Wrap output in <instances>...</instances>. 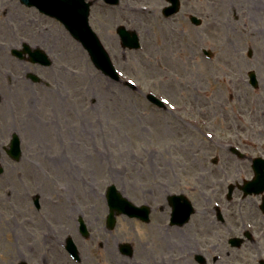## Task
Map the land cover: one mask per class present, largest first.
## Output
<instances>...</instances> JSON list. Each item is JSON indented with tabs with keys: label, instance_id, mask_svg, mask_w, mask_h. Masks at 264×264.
Returning <instances> with one entry per match:
<instances>
[{
	"label": "rangeland",
	"instance_id": "rangeland-1",
	"mask_svg": "<svg viewBox=\"0 0 264 264\" xmlns=\"http://www.w3.org/2000/svg\"><path fill=\"white\" fill-rule=\"evenodd\" d=\"M198 1L194 8L195 1L182 0L180 12L170 19L162 13L166 0L94 4L90 23L121 72L123 81H118L95 67L87 50L63 25L20 0H0L7 42L39 44L54 57L51 66L37 70L31 65V70L50 80L51 87L35 83L28 92H7L8 114L9 109L33 113L35 137L22 143L19 160L7 154L0 157L4 168L0 174V264H18L22 259L42 264L46 256L55 264H132L136 258L153 264L145 262L150 253V246L145 249L147 236L157 235L163 225L121 214L116 227L108 229L106 189L110 184L137 204L146 201L145 187L190 193L196 207L190 222L168 230H182V244L190 227L193 238L205 240L207 231L203 228L198 233L199 222L212 226L215 221L210 242L200 244L209 250L210 264L217 252L229 258L226 237L237 230L240 200L237 190L234 202L227 203V186L240 181L242 173L251 174L240 171L246 160L234 155L230 145L237 143L250 155L264 154L260 132L264 131V90L213 78L206 57L192 43L197 28L190 14L206 19V0ZM119 25L138 32L139 49L121 45ZM199 39L198 44H204ZM4 66L8 72L26 69L9 60ZM26 82L33 85L25 79L21 83ZM149 92L165 99L168 106L148 101ZM237 111L245 113V121ZM37 196L40 207L34 203ZM216 202L224 206L227 225L213 214ZM80 218L91 233L88 237L79 233ZM68 235L79 246L80 263L65 251ZM125 241L134 242V258L119 251ZM243 248L233 252L231 260L242 254V264H257L256 257L249 259L248 252V256L243 252H256L264 245ZM188 255L183 252L182 264H191Z\"/></svg>",
	"mask_w": 264,
	"mask_h": 264
},
{
	"label": "flooded vegetation",
	"instance_id": "flooded-vegetation-1",
	"mask_svg": "<svg viewBox=\"0 0 264 264\" xmlns=\"http://www.w3.org/2000/svg\"><path fill=\"white\" fill-rule=\"evenodd\" d=\"M192 1H195L196 4L194 3V8H197L199 1ZM206 3V19L204 20V24L196 25L197 29L193 32L192 43L193 46L196 44L197 48L203 45L208 48L210 56L207 59V64L213 78L228 80L229 82L231 80H236L239 83L247 84L249 74L254 72L259 81V87L261 86L260 89L264 90V0H206ZM1 4L3 3L0 2V5ZM1 10L2 8L0 7V11ZM202 26H204V28L199 31V28ZM7 38V30L0 17V157L6 154L5 144L11 141L14 132L19 133L23 141H27L28 139L32 141V137H35V128L30 120L33 113L29 109L20 111L21 113L9 109L11 113L8 114V109L4 107V104H6L7 101L8 91L10 93L20 94L23 89L26 92L30 91V86L35 88V85H30L28 83L22 85L21 83L23 81V75L27 74V72L32 69L31 65H34V68H37V70L40 67H44L12 55L11 49L17 46V44L9 43L10 45H7ZM199 38L204 40V44H198ZM23 42L24 41L20 40L19 45H22ZM8 60L13 64L17 63L18 66H20V64L24 66V63L29 65L24 66L26 69H20L18 72H16V69V73L8 72L4 66ZM25 71L27 72L24 73ZM31 83L35 82L33 81ZM37 83L46 85L43 81ZM248 84L250 85L249 79ZM259 87H257V89ZM34 90L36 93L39 91V89ZM229 95L230 100H233L234 93L231 92ZM261 99L262 97L260 96V101ZM10 106H12L11 103ZM223 107L224 111L228 114L229 109L226 103H224ZM237 113L239 114L238 118L241 119V121H245V113L243 111H240V113L237 111ZM260 132L264 134V131L260 130ZM242 154L240 159H242V161L246 160V162L240 171H248L251 174L246 176L245 173H242L240 181H238L241 187L238 189V200H240L239 224L237 227L234 226V229H237L236 232L230 233L231 235L226 237L228 246H230V248L226 250L229 258L225 259L220 252H217L214 254L215 257H213L212 264H216L218 261L224 264H242V254H240L237 259L234 258L231 260V254L233 252L242 251L244 249L243 247L247 244L264 245V169L263 172H258L259 175L256 176V171L252 167L253 159L255 157H264V154L250 155L245 151H243ZM254 178L256 179L258 190L256 193L246 194L245 186ZM142 190L145 192L144 197L146 200L143 203L148 204L151 208L149 223L157 222V226L163 225L164 229L162 230L166 229L165 231L161 230L157 234L158 236L148 234L145 249L146 247L149 249L150 246V253H148V258L147 260L145 259V262H153V264H182L184 252L187 255L189 254L188 256L192 258L191 264L192 262L196 264H210V260H208L209 256L206 257L209 250H206V248L200 244V241H205L206 243L210 242L208 239L214 235L211 232L213 225H215V221L211 222L212 226H208L204 220L199 222L200 228L197 227L198 233L203 228L207 231L205 240L199 239L197 235L193 238L191 236L192 227H190L189 234H186L189 237L185 238L182 244V230L177 229L173 232L170 230L174 227H183L187 225L191 219L182 226H173L170 224L171 208L168 197L171 192H166V190L157 186L145 187ZM176 193L185 194L193 202L190 193L188 194L184 192V190H180ZM227 203L229 205L231 204L230 201H227ZM212 211L219 223L227 225L226 217L220 220L215 213L214 207ZM224 211L223 209V213ZM247 216L253 218L248 221L246 219ZM233 236L240 237L241 242L239 246L229 243L230 238ZM206 243L204 244L207 245ZM247 252L251 257L249 259L255 260L254 257H256L255 263L264 264V248H257L256 252L246 249L243 254L248 256ZM198 253L205 258L203 262H199L196 259ZM55 262L57 263L53 258L46 256L42 264H55ZM132 264H144V260L139 258L132 259Z\"/></svg>",
	"mask_w": 264,
	"mask_h": 264
},
{
	"label": "water",
	"instance_id": "water-1",
	"mask_svg": "<svg viewBox=\"0 0 264 264\" xmlns=\"http://www.w3.org/2000/svg\"><path fill=\"white\" fill-rule=\"evenodd\" d=\"M107 1L111 3L118 2V0ZM171 1H173L174 5L168 7V9L171 11H168L167 14L174 13L179 8L178 0ZM22 2L30 6L37 5L42 11L60 19L70 30L72 35L80 40L88 49L97 67L102 69L104 73L111 76L112 78L119 79L109 54L104 49L98 36L89 25L90 2H86L85 0H22ZM118 33L120 34L122 43L125 47L128 46L133 48L140 46L139 37L136 31L128 30L125 26L121 25L118 27ZM24 50L32 55H36V52H32V49L29 46H26ZM38 51H42L41 48H38ZM45 56L46 55L43 56V62L49 63ZM148 98L158 105H163L162 102L152 94H149ZM15 138L16 139L11 144L12 148L9 150V152L14 159H19L21 152L19 143H17L19 139L17 136H15ZM232 189L233 186H231L230 192ZM106 196L110 206V214L108 216L109 228H113L115 226L116 215L118 214L126 213L129 216H138L145 219L148 218L147 206H138L134 204L127 197H125L114 184H111L108 187ZM179 197L180 196L171 197V203L173 207L172 217L173 221L184 223L189 218L193 209L189 200L185 199L186 201L181 202ZM81 228L82 232L86 234L87 230L83 222ZM69 242L70 249L73 253L77 254L76 248L71 245L72 241L69 240ZM129 247V244H124L123 251L127 253V248ZM20 264H25V262H21Z\"/></svg>",
	"mask_w": 264,
	"mask_h": 264
}]
</instances>
